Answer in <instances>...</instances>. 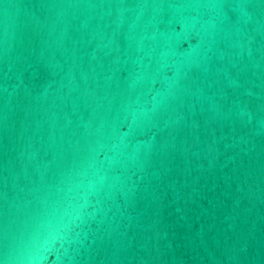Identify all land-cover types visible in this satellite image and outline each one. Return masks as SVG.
Here are the masks:
<instances>
[{
    "label": "water",
    "instance_id": "water-1",
    "mask_svg": "<svg viewBox=\"0 0 264 264\" xmlns=\"http://www.w3.org/2000/svg\"><path fill=\"white\" fill-rule=\"evenodd\" d=\"M0 264H264V0H0Z\"/></svg>",
    "mask_w": 264,
    "mask_h": 264
}]
</instances>
